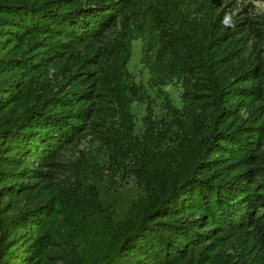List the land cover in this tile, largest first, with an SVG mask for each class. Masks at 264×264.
Masks as SVG:
<instances>
[{"label":"trees","instance_id":"trees-1","mask_svg":"<svg viewBox=\"0 0 264 264\" xmlns=\"http://www.w3.org/2000/svg\"><path fill=\"white\" fill-rule=\"evenodd\" d=\"M255 2L183 14L180 0H0V264H264ZM135 38L160 106L127 69ZM92 188L126 199L90 207ZM60 195L72 256L38 227L65 216ZM108 207L104 246L88 242L92 210Z\"/></svg>","mask_w":264,"mask_h":264},{"label":"rangeland","instance_id":"rangeland-1","mask_svg":"<svg viewBox=\"0 0 264 264\" xmlns=\"http://www.w3.org/2000/svg\"><path fill=\"white\" fill-rule=\"evenodd\" d=\"M194 1L196 0H180V2H182V6H183V14H192V12L190 11L191 8L194 6ZM201 2L204 3V0H200ZM221 1V0H219ZM224 4L222 2H220L217 6L215 11L218 12L221 8V5ZM220 5V7H218ZM254 5L257 6L258 9L264 11V4L259 3V2H255ZM223 6V5H222ZM219 9V10H218ZM235 13V10L231 13V15ZM200 17V16H199ZM143 48H144V43L142 42V40L140 38H135L132 41V48H131V54L127 63V69L130 72V74L132 75V78L134 80V82L139 85L142 86L147 94L149 95L150 99L154 101V105L156 106H160L161 101H162V97L158 95V93H156L153 89H151L148 85V79H149V72L148 70L143 67L142 65V55H143ZM163 90L165 93H167V95L169 96L171 102L178 108H180L182 106V101H181V87L178 84H169L163 87ZM134 110L138 116L137 120H136V125H135V130H139L141 128V116L143 114V104L136 102L134 105ZM156 109V108H155ZM96 159L92 158L91 161H94ZM75 179H69L66 183V186H75ZM124 188L125 185L122 184L121 187H117L116 191L121 190V188ZM114 190H109L106 192H100L97 195L98 196H94V192L95 190L92 188L90 189V194L88 195V199L90 202V207L93 205L94 207H96L98 199L102 200L106 205H110L109 202H114L116 194H112ZM66 193V192H64ZM127 193H129V191H127ZM120 194V193H119ZM124 197L126 196V190L123 189V193ZM114 195V198L111 197ZM121 195L117 194V199L115 200V208H117V204H121L122 200H125L126 198H124ZM61 201H62V207L64 204V212H65V216L62 217L61 215L54 217L53 219H51L49 222L46 221V218H41V223L39 224L38 227H40V230L43 231V225L45 224V228H44V232H46L47 236L49 237V239L55 240L56 242H58V249L56 250L60 253H65L68 256H72L74 248H73V244H68L67 242H60L61 241V237H64L68 235V226L66 223H63V221H65L64 219L66 218V221L68 220V217H70L72 219V217L74 218V213H72L70 211V200L67 198V196H63L60 195ZM66 201V202H64ZM109 210H106L107 212H99L98 210H95L92 212H94L93 215H91V217L89 218L88 222L90 227V230H86V233L88 235L87 239L88 242H95L97 240H99V233H101V239L99 241H101V245H103V242L105 240V238L107 237V232H101L100 227L101 225H103V221L105 218H108V214L111 215V210L110 207H108ZM71 214H68V213ZM45 219V220H44ZM62 223L61 227L59 226L60 223ZM58 232H60V236L58 235ZM96 237V238H95ZM104 246V245H103ZM97 248V247H96ZM104 249H100L97 248L96 255H99ZM103 254V253H101Z\"/></svg>","mask_w":264,"mask_h":264}]
</instances>
